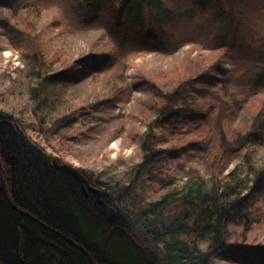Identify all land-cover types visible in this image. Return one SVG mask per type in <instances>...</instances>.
Here are the masks:
<instances>
[{"label":"trees","instance_id":"obj_1","mask_svg":"<svg viewBox=\"0 0 264 264\" xmlns=\"http://www.w3.org/2000/svg\"><path fill=\"white\" fill-rule=\"evenodd\" d=\"M75 1L79 22L104 29L112 51L125 55L165 51L164 39L165 48L176 45L165 27L192 21L203 30L204 16L216 24L210 22L215 29L206 36L215 57L238 36L235 4L241 0L228 11L217 0H190L189 10L173 0ZM45 8L33 0H0V53L20 49L22 63L0 71V264H262L264 243L253 242L264 234L261 107L246 99L237 124L230 107H221L217 123L206 125L208 101L197 96L216 90V58L198 75L159 84L144 111L146 128L130 139L142 160L121 177L77 167L88 180L86 193L53 159L63 164L79 153L74 147L103 141L110 160L111 141L127 139V116L114 114L110 98L74 102L71 88L100 74L112 76L105 81L114 95L129 83L106 65L94 73L75 62L55 68L60 56L47 44ZM257 76L253 83L264 85V66ZM20 105L29 108L26 116ZM187 115L199 125L182 128Z\"/></svg>","mask_w":264,"mask_h":264},{"label":"rangeland","instance_id":"obj_2","mask_svg":"<svg viewBox=\"0 0 264 264\" xmlns=\"http://www.w3.org/2000/svg\"><path fill=\"white\" fill-rule=\"evenodd\" d=\"M33 1L37 5L46 6L41 24L47 27L46 37L47 41L49 40L47 44L51 53L60 56L59 63H55V68L75 62L81 70L94 73L102 71L101 68L106 65L112 68V71L123 73L129 83L120 94L114 95V91L110 90L109 82L105 81L112 76L100 74L85 79L81 84L71 88L72 101L74 102H92L94 97L110 98L112 104L110 108L114 114L121 113L127 116L125 133L127 139L122 141L117 138L111 141L108 147L111 151L110 160L105 157L109 150H103V141H90L84 146H76L74 148H77L79 153L74 155L72 153L65 158V162L69 164L76 167H93L99 170L108 169L116 177H121L132 164L142 160L141 150L136 145L137 143L130 139L136 136L137 130H144L147 126L145 123L147 113L144 111L147 110V103L152 100V93L156 86L162 84L167 87V85L176 82L177 78L185 79L198 75L206 70L208 62L214 58L217 59L215 67L220 68V72L215 73V76L219 78L217 88L210 91L209 97H205L203 91H199V94L202 95L197 96L198 98L203 96V100H198L208 101L204 112L206 125L211 124L212 126L217 123L218 114L222 111L221 107H230V111H233L230 116L236 117L235 123L237 124L243 117L239 107L246 99L254 102L252 108L258 105L257 108L261 107L264 111V85L253 83L264 66V57L258 56L259 50L264 47V0L236 2L238 13L235 17V24L238 36L231 39L227 53H219L216 57L208 50L210 42L206 39V36L215 29H210V22L213 25L216 24L213 19L209 22L206 16H204V22L207 23V27L203 30L193 27L192 21L183 24H170L165 27L166 31L170 32V42L176 43V45L165 48L164 39L163 44H159H162L165 51L144 50L125 55L121 51H112L115 50L114 46L109 41V37L104 35V29H100L96 24L83 25L79 22L80 12L77 1L75 3L72 0ZM173 1L175 4L179 3L180 6L186 5L181 9H191L190 0ZM234 1L217 0V4L224 6L228 11L234 5ZM199 46H203L201 47L202 52ZM77 60L78 62H76ZM20 61V49L5 48L0 53V71L6 68L12 70L21 66ZM216 94H220L219 101L214 100ZM212 105L215 109H210ZM247 105L250 108L252 104L247 102ZM28 109L24 110L23 105H20L19 112L26 116ZM196 118L198 120L200 116ZM194 124L199 125V121ZM194 124L192 117L187 115L185 122L180 125L182 128H193ZM114 126H111L104 134L102 133L100 137L106 138ZM32 134L35 135L37 141L44 142L42 134L37 132ZM117 160L119 161L117 162ZM114 161L117 162L116 166H114ZM253 242L264 243V234L254 235ZM239 258L244 259V256ZM246 262L250 263L251 261L248 258ZM260 263L264 264V260H261ZM162 264L165 263L162 262Z\"/></svg>","mask_w":264,"mask_h":264},{"label":"water","instance_id":"obj_3","mask_svg":"<svg viewBox=\"0 0 264 264\" xmlns=\"http://www.w3.org/2000/svg\"><path fill=\"white\" fill-rule=\"evenodd\" d=\"M54 163L58 167L66 169L67 171L72 173L74 175V177H76L80 181L83 189H85L84 191L86 193L88 192V188H87L88 180L85 179L86 177L84 176V174L80 170L77 169V167H75L74 165H71L69 163L59 164L57 159H54ZM89 189L94 191L97 194H101V191L99 189H96V188H93V187H89ZM110 214H111V218L113 219L114 218V214H115V210L113 208H110Z\"/></svg>","mask_w":264,"mask_h":264},{"label":"bare ground","instance_id":"obj_4","mask_svg":"<svg viewBox=\"0 0 264 264\" xmlns=\"http://www.w3.org/2000/svg\"><path fill=\"white\" fill-rule=\"evenodd\" d=\"M54 159H56V158H54ZM54 159H53V160H54ZM65 163H67V162H65ZM65 163H63V164H65ZM71 165H72V164H71ZM75 167H76V166H75ZM78 170H79V169H78Z\"/></svg>","mask_w":264,"mask_h":264}]
</instances>
